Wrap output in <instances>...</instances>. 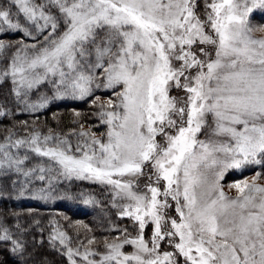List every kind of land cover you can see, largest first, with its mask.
I'll return each instance as SVG.
<instances>
[{"label": "snow or ice", "instance_id": "obj_1", "mask_svg": "<svg viewBox=\"0 0 264 264\" xmlns=\"http://www.w3.org/2000/svg\"><path fill=\"white\" fill-rule=\"evenodd\" d=\"M255 17L264 0H0V264H264Z\"/></svg>", "mask_w": 264, "mask_h": 264}, {"label": "trees", "instance_id": "obj_2", "mask_svg": "<svg viewBox=\"0 0 264 264\" xmlns=\"http://www.w3.org/2000/svg\"><path fill=\"white\" fill-rule=\"evenodd\" d=\"M79 106L82 109L86 110L87 106L86 105H75V104H69L67 105V108H72V107H76ZM61 109L65 108V105H61L60 106ZM55 108H52L49 112L47 113H43L41 115V119H44L45 116H50L51 115V111H55ZM27 117L25 116H19V119H25ZM66 120L70 119V117L65 116L64 117ZM90 123H94V121L90 120ZM254 171V170H253ZM253 171H246L243 173L242 176L247 175ZM235 177H240L238 175H236ZM84 187H88V184L85 183ZM10 207H16L15 204L10 205ZM20 208H33V209H38L41 212L44 211H60V212H64L66 213L68 216H70L72 219H80V220H84L86 223H91L93 221V218L95 216V212H93L91 206H85L83 204H81L78 201H57L55 202V206L49 209H45L43 207L40 206V204L36 203V202H29V201H25L23 203L19 204Z\"/></svg>", "mask_w": 264, "mask_h": 264}, {"label": "rangeland", "instance_id": "obj_3", "mask_svg": "<svg viewBox=\"0 0 264 264\" xmlns=\"http://www.w3.org/2000/svg\"><path fill=\"white\" fill-rule=\"evenodd\" d=\"M253 22L254 23H264V21H260L258 17L253 18ZM256 35H260V33H256ZM253 174H254V171L249 173V174H247V175H244V176H248L250 178L251 175H253ZM235 176L236 175H228L226 177L225 181H224V183H225V191L228 192L230 195H235L236 193H235V189H228L227 188L226 185H227L228 181L233 180V179H237V178H243V176H240V177H235ZM73 220H77V219H73Z\"/></svg>", "mask_w": 264, "mask_h": 264}]
</instances>
